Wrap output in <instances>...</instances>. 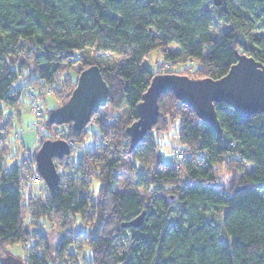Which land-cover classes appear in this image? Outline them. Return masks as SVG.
<instances>
[{
    "label": "trees",
    "instance_id": "obj_1",
    "mask_svg": "<svg viewBox=\"0 0 264 264\" xmlns=\"http://www.w3.org/2000/svg\"><path fill=\"white\" fill-rule=\"evenodd\" d=\"M213 21L227 27L218 36L210 31ZM87 50L116 54L118 62L100 66L85 58ZM152 50L170 64L198 65L194 72L201 74L191 78L224 75L237 53L264 64V0L217 5L213 0H0V140L11 133L26 84L40 85L44 79L57 106L66 101L74 84L58 71L76 61L81 62L78 73L97 64L108 86L104 105L127 110L123 119L101 114L99 107L89 122L107 145L93 143L77 158L73 146L84 142L88 123L77 129L71 122L53 124L47 116L46 130L58 132L39 131L35 152L48 138L72 143L67 154L53 159L60 168L53 191L37 171L35 152L9 169L0 164V257L17 243L26 264L51 259L69 264L67 255L74 259L70 264H264V114L242 117L228 104L214 103L222 129L218 137L167 91L158 97L156 123L130 149L126 127L137 118L136 105L155 74ZM174 119L184 153L181 168L172 163L174 153L163 163L157 150L156 135ZM125 162L135 183L114 189V171ZM223 170L238 174L236 182L224 183ZM34 174L45 195L29 191ZM92 177L100 183L96 198L89 189ZM141 211V225L121 226ZM76 215L87 229L78 230L80 237L72 229ZM52 216L62 227L55 242L37 227L39 219ZM71 248L81 252L83 262Z\"/></svg>",
    "mask_w": 264,
    "mask_h": 264
},
{
    "label": "water",
    "instance_id": "obj_2",
    "mask_svg": "<svg viewBox=\"0 0 264 264\" xmlns=\"http://www.w3.org/2000/svg\"><path fill=\"white\" fill-rule=\"evenodd\" d=\"M220 1L213 0V4L217 5ZM167 91L192 108L197 117L208 123L217 136L221 137L222 129L214 103L224 102L242 117L254 113L264 114V64L250 55L237 53L236 61L218 78H191L186 74L174 72L153 74L136 105L137 118L126 127L130 149L156 123L158 97ZM107 93L108 86L100 67L92 64L78 73L68 98L50 110L48 120L57 125L71 122L74 128L80 129L89 123L91 115L106 103ZM68 151L69 144L66 140L48 138L41 142L35 152L37 171L51 191L59 181L53 159L67 154ZM143 216L144 211H141L132 219L121 222V226H139ZM0 264L26 263L8 252L0 257Z\"/></svg>",
    "mask_w": 264,
    "mask_h": 264
},
{
    "label": "rangeland",
    "instance_id": "obj_3",
    "mask_svg": "<svg viewBox=\"0 0 264 264\" xmlns=\"http://www.w3.org/2000/svg\"><path fill=\"white\" fill-rule=\"evenodd\" d=\"M206 7H208L207 1ZM227 27L222 24L221 22H216L213 21V24L211 25L210 31L213 36H218L223 30H225ZM85 58H87L90 61H95L97 62L100 66H113L117 64L118 62V56L113 53H106V52H94L93 50H87L85 52ZM150 58V68L154 73H163L165 71H171L174 73H180L184 71V74L188 75L189 77L194 76V75H200V71L196 70L194 72V69L198 66L193 62H186V63H175V64H170L169 62H164L157 52V50H152L149 55ZM81 62L76 61L73 64L64 67L63 70L58 71V74H65L66 78H68V81L70 84L75 83V77L78 74V71L80 69ZM187 69V70H184ZM190 70H193L189 72ZM181 74V73H180ZM22 83L21 79L18 78L15 81L16 85H20ZM27 98H24V102L22 106L19 109V115H12V127H11V133L7 137V139L0 140V164L4 169H9L11 165L15 162H19L21 160V157L28 155V159L30 160L31 157H33V153L35 152V146L37 143L38 139V134L39 131L34 128V117L32 114L29 112L28 107H27ZM57 106V100L55 98V95L51 94L48 95L45 98V105H44V121L47 119L49 111ZM103 109H100V113L103 114V111L105 112H110L113 115L117 114L123 119L126 118L127 116V110L122 107L119 109H113L111 106L103 105ZM4 114H9V109H4ZM178 121L174 119L171 123L168 125V129L163 131L162 133L156 135V139L158 141V146L157 150L159 152L161 161L163 163H168L171 161V158L173 156V153L181 149L182 146L178 140V137L176 135V131L178 130ZM64 128V127H63ZM88 129V134L84 140V142L81 145H74L73 146V151H72V156L73 158H77L81 152L84 149L91 150L93 148V143H94V136L93 132L91 129L96 130V126L92 123L89 122L87 125ZM151 130V129H150ZM24 132H30L29 134L33 135V141L32 144H27L23 143V135ZM104 140V138H103ZM30 153V154H29ZM25 163V161H24ZM126 163L121 167L122 169L115 170L114 171V176H113V188L114 189H124L128 185L130 187H133L132 183H135V178L133 176V173L126 168ZM27 164V161H26ZM251 168L250 165H245V169L249 170ZM57 171H60V168H57ZM223 179L222 181L224 183L227 182V179L233 178L234 182H236L237 177L239 176L238 174H231V173H225L224 170L222 172ZM64 178V177H62ZM231 181V180H230ZM232 182V181H231ZM232 182V183H234ZM99 181L92 177L90 179V194L92 197L96 198L97 191L99 188ZM137 189L142 193L144 196H147L150 194L149 189H143L142 187H137ZM31 193L34 194H39V195H45L46 194V189L44 188L43 185L33 183L31 184V188L29 190ZM217 217L220 216V212L216 211ZM29 216H26L24 218L25 221L28 220ZM56 217V216H55ZM54 216H52V220H47V219H39L37 224V227H40L43 231H45L48 235V239L50 242H55L57 239V230L62 228L60 225L58 226L55 222H57V218L55 219ZM76 224L75 226L72 227L74 230L73 233H77V237H80L81 234L78 230H87L86 228H83L80 224L79 217L76 215L75 216ZM80 235V236H79ZM127 243H125V246ZM73 250V248H71ZM9 253L20 257L22 260L24 258V249L20 244H13L11 245L8 250ZM76 256L79 261L83 262V259L80 256V253L74 249ZM87 257L89 256V252L84 250ZM67 262L70 264L73 259L72 256L67 255ZM82 259V260H81ZM54 261L51 259L48 261V264H53ZM84 263H86L84 261ZM57 264V263H56Z\"/></svg>",
    "mask_w": 264,
    "mask_h": 264
},
{
    "label": "built area",
    "instance_id": "obj_4",
    "mask_svg": "<svg viewBox=\"0 0 264 264\" xmlns=\"http://www.w3.org/2000/svg\"><path fill=\"white\" fill-rule=\"evenodd\" d=\"M77 77V76H76ZM75 77V80H76ZM56 81V78L53 79L52 83ZM24 93L27 97V107L29 112L34 117V128L38 131H42L50 136H54L55 133L58 132L56 129L54 132H49L45 128V121H44V105H45V98L51 94V83H46L44 79L40 80V85L34 84H26L24 88ZM93 132V140L94 143L100 146H106L107 142L103 140L101 133L96 129H91ZM69 145H72L71 141L67 140ZM30 154V153H29ZM184 158V153L182 149H178L174 152V156L172 158V163L175 167L181 168L182 162ZM31 182H39V177L34 174L29 176ZM41 252V251H40Z\"/></svg>",
    "mask_w": 264,
    "mask_h": 264
},
{
    "label": "crops",
    "instance_id": "obj_5",
    "mask_svg": "<svg viewBox=\"0 0 264 264\" xmlns=\"http://www.w3.org/2000/svg\"><path fill=\"white\" fill-rule=\"evenodd\" d=\"M30 132H24L23 135H21L23 137V140L24 141L23 143H25V145L27 144H32V141H33V135L32 134H29ZM252 166V165H250Z\"/></svg>",
    "mask_w": 264,
    "mask_h": 264
}]
</instances>
